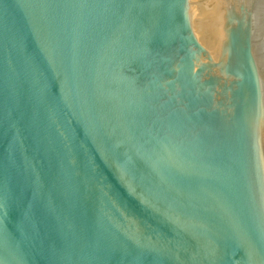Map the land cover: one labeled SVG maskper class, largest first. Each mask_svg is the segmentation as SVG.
<instances>
[{
  "label": "water",
  "instance_id": "95a60500",
  "mask_svg": "<svg viewBox=\"0 0 264 264\" xmlns=\"http://www.w3.org/2000/svg\"><path fill=\"white\" fill-rule=\"evenodd\" d=\"M0 264H264V0H0Z\"/></svg>",
  "mask_w": 264,
  "mask_h": 264
}]
</instances>
